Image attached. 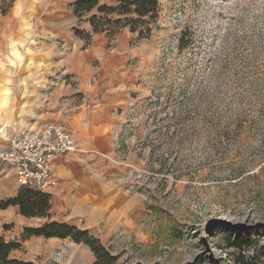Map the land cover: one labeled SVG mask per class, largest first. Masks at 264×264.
Wrapping results in <instances>:
<instances>
[{
    "label": "rangeland",
    "instance_id": "1",
    "mask_svg": "<svg viewBox=\"0 0 264 264\" xmlns=\"http://www.w3.org/2000/svg\"><path fill=\"white\" fill-rule=\"evenodd\" d=\"M75 1L0 0V121L12 137L61 124L78 144L55 168V220L88 229L118 264H264V0H160L149 39L88 45ZM64 185L89 205L58 196ZM12 257L94 262L69 240L32 239Z\"/></svg>",
    "mask_w": 264,
    "mask_h": 264
},
{
    "label": "trees",
    "instance_id": "2",
    "mask_svg": "<svg viewBox=\"0 0 264 264\" xmlns=\"http://www.w3.org/2000/svg\"><path fill=\"white\" fill-rule=\"evenodd\" d=\"M71 9L73 16L79 21L85 15H90L86 21L90 32L74 29L75 37L87 45L94 36L104 35L113 39L124 30H128L139 40H147L159 19L160 0H76ZM11 207H17L19 215L26 219L45 222L39 227L24 228L18 239L6 240L0 237V264H25L13 259L12 255L22 250L23 245L32 239L69 240L89 249L94 257L92 264H118V257L109 252L89 230L52 220L51 195L21 187L14 198L0 201V211ZM3 228L8 231L13 225H5Z\"/></svg>",
    "mask_w": 264,
    "mask_h": 264
},
{
    "label": "built area",
    "instance_id": "3",
    "mask_svg": "<svg viewBox=\"0 0 264 264\" xmlns=\"http://www.w3.org/2000/svg\"><path fill=\"white\" fill-rule=\"evenodd\" d=\"M74 136L61 124L22 133L0 152V168L8 167L22 188L50 194L56 186V162L78 151Z\"/></svg>",
    "mask_w": 264,
    "mask_h": 264
},
{
    "label": "crops",
    "instance_id": "4",
    "mask_svg": "<svg viewBox=\"0 0 264 264\" xmlns=\"http://www.w3.org/2000/svg\"><path fill=\"white\" fill-rule=\"evenodd\" d=\"M18 24H14L12 29H17ZM27 59H29V57H32V55H25ZM86 61V59H85ZM84 61V62H85ZM69 63V64H68ZM86 63V62H85ZM67 72L68 74H71V76L75 75V79L74 77L71 78L72 81L75 80V82H77V87L83 92V87L86 80L84 75L82 74V71L79 70V67L75 64V61L73 59H69L67 60ZM9 92V91H8ZM59 93L58 91L54 92V95ZM7 132V133H6ZM11 134V130H7L6 129V123L3 121H0V152L5 150L6 148L9 147V142L18 137L19 135H21L22 133L18 134L16 137H12ZM59 164V160L56 162L55 168L56 166ZM1 175V173H0ZM20 186L17 185L16 183V179L15 176H3L0 177V201L5 200V199H9V198H14L18 192H19ZM63 190H66L65 185L64 187H60L59 192L57 193V195H63V197L65 196V199L69 200V196L72 193H68L65 194L61 192ZM51 194V193H50ZM87 194L82 193V195H74L72 200H69L73 203H85L89 205V201H86L84 198ZM60 200V199H59ZM53 202L54 200H52V210H53ZM62 202V200H61ZM63 203V202H62ZM64 204V203H63ZM51 217L53 221H57L55 220L53 213L51 211ZM34 220L40 221V223H33ZM45 221L40 220V219H26L24 217H22L21 215H19V210L17 207H11L7 210L4 211H0V237H4L6 240H14V239H18L22 230L26 227H39L41 226ZM60 223H70L68 220H62V221H57ZM73 223V222H71ZM5 225H13V229L10 231H4V226ZM88 230V229H86ZM48 241H60L57 239H52V240H48ZM67 242V240H65ZM77 246H82V245H77Z\"/></svg>",
    "mask_w": 264,
    "mask_h": 264
}]
</instances>
